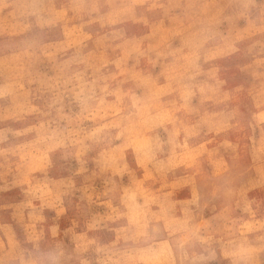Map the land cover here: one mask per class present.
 I'll use <instances>...</instances> for the list:
<instances>
[{
	"label": "rangeland",
	"instance_id": "1",
	"mask_svg": "<svg viewBox=\"0 0 264 264\" xmlns=\"http://www.w3.org/2000/svg\"><path fill=\"white\" fill-rule=\"evenodd\" d=\"M0 264H264V0H0Z\"/></svg>",
	"mask_w": 264,
	"mask_h": 264
}]
</instances>
